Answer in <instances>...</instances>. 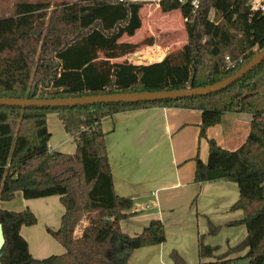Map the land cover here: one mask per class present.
I'll return each instance as SVG.
<instances>
[{
	"label": "trees",
	"instance_id": "16d2710c",
	"mask_svg": "<svg viewBox=\"0 0 264 264\" xmlns=\"http://www.w3.org/2000/svg\"><path fill=\"white\" fill-rule=\"evenodd\" d=\"M147 4L163 14L179 12L185 40L161 61L135 65L121 59L154 44L152 37L130 40L142 28L141 10ZM262 50L264 12L253 9L251 0L17 2L10 16L0 18V98L53 100L204 88L234 75ZM152 107L199 111L200 137L225 114L251 115L239 148L225 150L209 139L206 163L194 159L196 184L237 185L231 210L241 211L242 218L228 226L246 229L245 238L223 253L199 235L197 264L242 259L264 264V59L226 89L205 96L54 109L0 106V203L17 196H58L64 208L59 228L47 230L64 253L36 260L20 235L22 226L36 224L35 216L27 208L0 207L5 239L0 264H128L136 243L122 235L119 224L133 214H128L133 203L113 191L100 122ZM48 114H56L73 139V154L49 150ZM82 221L87 225L78 234ZM206 224L207 235L215 236L219 228L208 219ZM168 256L172 264H186L175 250Z\"/></svg>",
	"mask_w": 264,
	"mask_h": 264
},
{
	"label": "crops",
	"instance_id": "0c3cea01",
	"mask_svg": "<svg viewBox=\"0 0 264 264\" xmlns=\"http://www.w3.org/2000/svg\"><path fill=\"white\" fill-rule=\"evenodd\" d=\"M260 3L264 0H251L252 6ZM251 118L243 113L225 114L219 124L206 129L204 137L199 136L201 115L196 110L152 107L101 120L113 191L133 203L128 212L133 214L119 224L122 235L136 243L128 264H172L170 251L164 248L173 233L180 232L184 241L195 246V253L199 235H204L206 245L219 247L218 253L245 238L243 225L228 226L229 222L242 218L241 211L239 214L231 210L239 196L237 185L223 181L196 184L194 159L197 157L206 163L209 139L225 150L239 148L248 134ZM46 126L51 152L68 155L75 152V143L65 133L56 114L47 115ZM16 198H20L22 210L27 208L36 218L35 225L20 228L31 257L41 260L63 254L64 248L47 232L59 228L64 214L59 197ZM207 219L222 227L224 239L217 237L219 233L207 235ZM86 225L82 221L77 233ZM160 238L162 241L158 242ZM165 257L169 260L167 263Z\"/></svg>",
	"mask_w": 264,
	"mask_h": 264
},
{
	"label": "rangeland",
	"instance_id": "374dc122",
	"mask_svg": "<svg viewBox=\"0 0 264 264\" xmlns=\"http://www.w3.org/2000/svg\"><path fill=\"white\" fill-rule=\"evenodd\" d=\"M74 0H0V17L10 15L12 13L13 5L16 2H73ZM142 18V28L133 37L135 43L141 42L143 39L152 37L154 44L150 47H141L139 51L133 55L122 58L121 60H127L135 65H147L155 62L161 61L165 54L172 52L182 47L185 40V32L183 28V20L181 19L179 13L172 12L163 14L159 11L156 5L147 4L141 10ZM151 54V55H149ZM162 54V55H160ZM140 57V59H135ZM143 57L147 59L142 60ZM0 207H4L6 210L10 211H20L22 210L20 198H16L11 203L1 204ZM233 213H241L235 211ZM218 236L219 239H224L226 235L221 234L220 226ZM181 233H173V235L168 237L167 245L165 250L172 251L175 250L182 258L185 260L186 264H197V259L195 253V246L193 244H188L181 237ZM167 257V256H166ZM165 257V258H166ZM167 258L164 260L167 263ZM169 261V260H168ZM233 264H247L246 260H238Z\"/></svg>",
	"mask_w": 264,
	"mask_h": 264
},
{
	"label": "water",
	"instance_id": "95a60500",
	"mask_svg": "<svg viewBox=\"0 0 264 264\" xmlns=\"http://www.w3.org/2000/svg\"><path fill=\"white\" fill-rule=\"evenodd\" d=\"M135 59H140L136 57ZM264 59V50L258 53L252 60L240 68L234 75L215 83L211 86L198 89H184L161 92H138L115 95H95L82 98H67L53 100H28V99H7L0 98V106L5 107H38V108H73L76 106H92L96 104H135V103H153L165 100H176L192 96H205L226 89L236 80L247 74L252 68L257 66ZM5 239L3 228L0 224V251L4 245Z\"/></svg>",
	"mask_w": 264,
	"mask_h": 264
},
{
	"label": "built area",
	"instance_id": "2783aa9c",
	"mask_svg": "<svg viewBox=\"0 0 264 264\" xmlns=\"http://www.w3.org/2000/svg\"><path fill=\"white\" fill-rule=\"evenodd\" d=\"M192 5L194 6V8H197V2L193 1ZM253 9H258L261 12H264V3H260V4H256L255 6H252Z\"/></svg>",
	"mask_w": 264,
	"mask_h": 264
},
{
	"label": "bare ground",
	"instance_id": "6f19581e",
	"mask_svg": "<svg viewBox=\"0 0 264 264\" xmlns=\"http://www.w3.org/2000/svg\"><path fill=\"white\" fill-rule=\"evenodd\" d=\"M151 55V54H150ZM160 55H162V54H160Z\"/></svg>",
	"mask_w": 264,
	"mask_h": 264
}]
</instances>
